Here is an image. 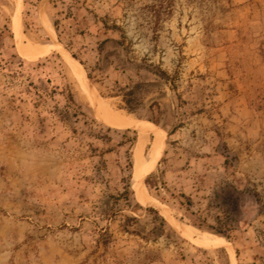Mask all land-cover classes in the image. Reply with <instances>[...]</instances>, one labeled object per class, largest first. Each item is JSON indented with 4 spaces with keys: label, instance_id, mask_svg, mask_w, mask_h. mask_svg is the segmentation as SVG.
<instances>
[{
    "label": "rangeland",
    "instance_id": "obj_1",
    "mask_svg": "<svg viewBox=\"0 0 264 264\" xmlns=\"http://www.w3.org/2000/svg\"><path fill=\"white\" fill-rule=\"evenodd\" d=\"M18 1L0 0V264H264V0H21L19 30ZM68 59L109 117L161 129L157 160L139 169L138 130L97 116Z\"/></svg>",
    "mask_w": 264,
    "mask_h": 264
},
{
    "label": "bare ground",
    "instance_id": "obj_2",
    "mask_svg": "<svg viewBox=\"0 0 264 264\" xmlns=\"http://www.w3.org/2000/svg\"><path fill=\"white\" fill-rule=\"evenodd\" d=\"M21 9H22L21 0H19L18 1V9H17V12H16V17L14 19L15 26H16V28L18 30L20 28L19 25H20V12H21ZM23 49H25V48H23ZM46 49L49 50L50 47L42 48V50H46ZM25 50H27V49H25ZM69 62H70V67H71V69H72V71L74 73V76L76 77V80L78 81V83L82 87V90L85 92V94L88 96V98L92 102L94 108L96 109L97 116L102 121H104V122H106L108 124H113V125L130 126V127L136 128L138 130V132H139V141H138V145H137V148H136L135 157H136V163H137L139 169H141V167H143L145 164H148V163H151V162L157 160L160 157V155L162 153V149H163L162 138H163L164 134L162 135L163 132L161 131V129L159 127L155 126V125L148 124V123L143 122V121H139V120L134 119L132 117L126 118L123 122L116 121V120L112 119L111 117H109V115L105 111L104 104L96 97L94 92L91 91L89 89V87H87L85 85V77H84V75L82 73V70L80 68H78L75 64H73L70 60H69ZM150 133L154 137V142L152 144V150H151V153H150V160L149 161H145V159L141 155L142 154L141 151L144 149V147L149 142ZM177 228L184 235H187L189 237H193L194 236L193 232L189 228H187V227H185L183 225H177ZM199 238L200 239H198L197 241H200V242H206V240H209L206 235H203L202 237H199Z\"/></svg>",
    "mask_w": 264,
    "mask_h": 264
},
{
    "label": "trees",
    "instance_id": "obj_3",
    "mask_svg": "<svg viewBox=\"0 0 264 264\" xmlns=\"http://www.w3.org/2000/svg\"><path fill=\"white\" fill-rule=\"evenodd\" d=\"M127 129H130V128H127ZM136 140V138H133L132 139V142H134ZM130 188H129V186H126L125 188H124V193L123 194H121V196H119L118 198H120V197H122L123 196V198H124V200L125 201H127L128 202V197H129V194L131 193L130 192V190H129ZM117 198V199H118ZM136 207H138V206H136ZM139 208V207H138ZM114 215V214H113ZM111 217H114V216H111ZM109 218H110V216H109ZM111 219V218H110ZM159 219V222H160V226H161V228H164V226L166 225L165 224V222H164V220L162 219V218H158ZM129 220V219H128ZM128 220H126L125 221V223L123 224V228L124 229H126L125 231L127 232V233H129V234H136V235H138V232H136V228L134 229V230H127V229H129V225H128ZM230 230V228H229V226H220L219 228H218V230H217V232L218 233H226V232H228ZM99 234V236H103V233H98Z\"/></svg>",
    "mask_w": 264,
    "mask_h": 264
},
{
    "label": "water",
    "instance_id": "obj_4",
    "mask_svg": "<svg viewBox=\"0 0 264 264\" xmlns=\"http://www.w3.org/2000/svg\"><path fill=\"white\" fill-rule=\"evenodd\" d=\"M69 57H70V60L74 61V59H73V57L71 55H69Z\"/></svg>",
    "mask_w": 264,
    "mask_h": 264
}]
</instances>
